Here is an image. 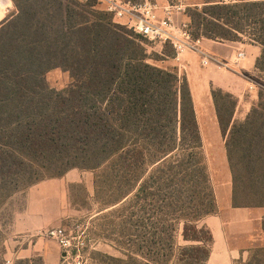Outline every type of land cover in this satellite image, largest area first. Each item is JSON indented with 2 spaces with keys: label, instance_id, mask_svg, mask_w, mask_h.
Instances as JSON below:
<instances>
[{
  "label": "trees",
  "instance_id": "obj_1",
  "mask_svg": "<svg viewBox=\"0 0 264 264\" xmlns=\"http://www.w3.org/2000/svg\"><path fill=\"white\" fill-rule=\"evenodd\" d=\"M13 2L0 24V206L46 179L91 171L97 193L109 188V217L120 221L124 258L110 260L149 264L136 247L151 264H207L213 237L201 221L217 202L191 90L176 67L150 62L173 53H150L148 40L94 0ZM184 15L193 39L247 36L259 45L264 76V0H207ZM55 68L70 74L63 90L47 83ZM212 97L233 206L264 208V91L240 122L231 93L212 89ZM238 263L264 264V243Z\"/></svg>",
  "mask_w": 264,
  "mask_h": 264
},
{
  "label": "crops",
  "instance_id": "obj_2",
  "mask_svg": "<svg viewBox=\"0 0 264 264\" xmlns=\"http://www.w3.org/2000/svg\"><path fill=\"white\" fill-rule=\"evenodd\" d=\"M154 1L160 6L168 3V0ZM159 14L162 16V11H159ZM181 15V17L179 14L175 15L177 23L187 21L185 15L183 13ZM200 46L202 50L221 63H231L239 51L246 53L245 59L234 67H219L215 63L203 66L201 55L193 51L185 52L180 63L174 58L163 60L165 66L176 67L187 78L203 139V149L205 147L209 164L212 165L209 173L214 186L217 212L201 221V224L211 231L213 237L207 264H235L237 261L246 260L248 249L264 243L262 230L264 208L233 206L232 173L225 138L213 102L212 89H221L231 93L237 99L233 122L245 120L251 109L258 103L259 92L264 91V80L256 69V61L262 53V48L245 40L219 42L206 38L201 40ZM211 134L218 144L217 149L213 151L207 150L209 147L207 135L210 137ZM43 184L46 183L40 182L32 186L29 194L38 190ZM26 212H18L15 215L14 230L17 233L32 234L42 229V225L23 218ZM5 255V260L10 261V264L19 262L60 264L62 259L59 245L41 237L29 240L26 247L13 253L14 257L8 258V254Z\"/></svg>",
  "mask_w": 264,
  "mask_h": 264
},
{
  "label": "rangeland",
  "instance_id": "obj_3",
  "mask_svg": "<svg viewBox=\"0 0 264 264\" xmlns=\"http://www.w3.org/2000/svg\"><path fill=\"white\" fill-rule=\"evenodd\" d=\"M168 1L170 3L182 1L190 8L196 6L201 7L207 0ZM139 2L141 1L137 0L133 3ZM96 5L104 9V6L97 3ZM13 13L14 8L11 9L9 13L5 14L0 6V24ZM180 15L181 14H179V16ZM114 21L119 24L126 22L125 19H114ZM178 23L180 24V22ZM121 25L124 24L122 23ZM243 39L248 41L247 36ZM164 50L168 53L172 52L174 58L173 48L169 44L151 43L149 46L150 53L162 54ZM169 59L171 58L168 57L167 60ZM150 62L159 67L169 68V66L163 64V61L155 62L151 60ZM259 75L264 80V76L260 73ZM46 80L51 88L57 90L67 88L72 82L69 72L62 68H55L49 71L46 74ZM236 122H238V120H236ZM207 141L209 144L207 150L213 151L217 149L218 144L215 142L216 138H214L212 134L210 137L207 135ZM203 153L210 172L212 165L209 164L205 147ZM41 183L46 184H43L38 190H34V192L30 194V188L24 192L18 193L9 200L7 204L0 206V249L5 264V254H8V258L14 257L13 253L26 247L29 240L41 237L38 233L39 231L57 227L65 228L73 237L75 244H79L80 247H82V254L80 257L81 264H117L108 257L124 258V245L121 244V238L118 232L120 221L117 218L109 217L110 209H105V205L110 199V192L107 190L108 187L104 186L102 189L100 188L97 193L96 173L73 169L61 178H49ZM18 212H26L23 218H26V221H35L39 225H42V229L32 234L17 233L13 228V224L15 215ZM41 238H44L46 241H53L49 238ZM254 248L255 247L248 249L246 260L249 258ZM131 251L140 261L151 264V262L148 261L149 256L145 254L143 258V254L139 253L136 247H132ZM237 262H235V264H237ZM60 264H64L63 258Z\"/></svg>",
  "mask_w": 264,
  "mask_h": 264
},
{
  "label": "built area",
  "instance_id": "obj_4",
  "mask_svg": "<svg viewBox=\"0 0 264 264\" xmlns=\"http://www.w3.org/2000/svg\"><path fill=\"white\" fill-rule=\"evenodd\" d=\"M90 1V0H83ZM104 6V10L112 14L114 19H125L124 24L134 32L143 36L152 44H169L174 51V59L182 62V55L187 51L199 53L202 65L215 63L219 67H234L246 57L244 51H239L231 63H221L201 50V38L193 39L188 22L177 23L175 15L185 13L187 5L182 1L160 6L152 0L133 3L126 0H94ZM0 6L7 14L13 9L12 0H0ZM162 11V16L159 14ZM41 237L52 239L59 245L64 264H81L82 247L75 244L73 237L65 228L57 227L38 232ZM10 264V261H6Z\"/></svg>",
  "mask_w": 264,
  "mask_h": 264
}]
</instances>
